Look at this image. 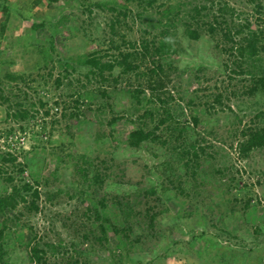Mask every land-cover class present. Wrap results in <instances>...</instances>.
Masks as SVG:
<instances>
[{
    "label": "rangeland",
    "instance_id": "1",
    "mask_svg": "<svg viewBox=\"0 0 264 264\" xmlns=\"http://www.w3.org/2000/svg\"><path fill=\"white\" fill-rule=\"evenodd\" d=\"M148 1L0 0V160L24 170L0 161V264H264V148L240 150L264 96L207 32L226 4L230 28L264 34V0ZM194 4L209 8L197 40ZM128 43L149 50L130 71L83 65Z\"/></svg>",
    "mask_w": 264,
    "mask_h": 264
},
{
    "label": "trees",
    "instance_id": "2",
    "mask_svg": "<svg viewBox=\"0 0 264 264\" xmlns=\"http://www.w3.org/2000/svg\"><path fill=\"white\" fill-rule=\"evenodd\" d=\"M49 1L56 2V0ZM154 1L155 0L148 1L147 5L151 6ZM218 6L219 8H217L216 10L217 17H214L213 19L214 24H208L207 32L209 34H213L217 30H219L226 42L235 44L225 51L228 52L229 57L231 58L230 63L234 64L233 66H235L236 68V70H231V72H234L239 76H248L251 81L250 86L243 92L244 95L253 97L257 93H260L264 96V69L261 64L260 57V53L264 52V46L262 45L264 34H262V31H260L258 27L256 29L252 28V25L249 22H244V24L239 25L237 29L233 30L228 26L226 20H224V16L226 15H229L230 17H233L235 15L233 10L226 4H224L223 6ZM212 8L213 6L211 7V9ZM173 9V7L168 8L165 16H173L174 18L181 17V10L179 8H176L175 13H173ZM208 9L209 8L206 5L194 4V6L191 8V11H188L185 14L184 18H186L187 20L183 25L185 26L186 35L189 39L197 40L199 38L198 28L205 27V23L202 22V13ZM218 17L221 20L219 22L217 20ZM169 24L172 25L171 22ZM244 32H247L246 36L236 42V38L242 35V33ZM126 46L129 48L127 49L132 52L123 53L119 51L120 46H114V50L119 51L118 56L120 58L118 56H111L110 60L102 62L103 58H98V53H92L88 58H85V60L83 61V65L94 68L101 73L104 70L112 72L114 68L119 65H125V70L130 71L136 66L131 65L128 60L134 59L136 58V56L146 57L149 50L147 48V44H143V50L139 51L132 43H128ZM57 85H60L59 80H57ZM45 106L46 104L44 102H40V107L42 109ZM48 114L49 112L45 111V115ZM261 115L264 117V110L261 112ZM13 117L14 119H18L19 121H24L28 119L29 112L27 110H20ZM146 137L147 135L141 130L133 131L130 136L131 144L136 145L141 140L146 139ZM262 148H264V128H262V130H259L258 132L255 131L250 133L247 141L240 146L241 153L243 154H248L252 150ZM0 161L3 165L10 164L14 166L18 175H22L24 173L22 165L17 162V159L14 156L9 155L8 158L2 157ZM14 180L15 178L11 175H8L6 178V182L9 184L13 183ZM31 189L32 188L28 183H24L20 188L22 192H29L31 191ZM21 198L23 200L24 197ZM38 198V191L32 189V201L30 202V207H32L33 210L37 209L36 202ZM2 235L3 231H0V237ZM33 252L34 254H36L35 250Z\"/></svg>",
    "mask_w": 264,
    "mask_h": 264
}]
</instances>
